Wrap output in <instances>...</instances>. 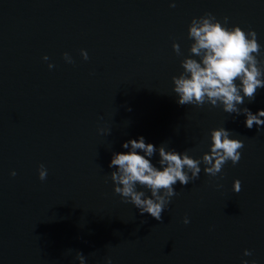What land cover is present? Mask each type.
<instances>
[{
    "label": "water",
    "instance_id": "95a60500",
    "mask_svg": "<svg viewBox=\"0 0 264 264\" xmlns=\"http://www.w3.org/2000/svg\"><path fill=\"white\" fill-rule=\"evenodd\" d=\"M172 2L0 0V264H79L77 252L85 264H264V125L179 106L172 92L190 21L205 13L255 31L264 60V0ZM238 107L264 110V88ZM220 127L243 141L239 163L215 178L201 165L198 179L176 185L162 221L113 194L108 165L123 143L143 137L199 159Z\"/></svg>",
    "mask_w": 264,
    "mask_h": 264
},
{
    "label": "clouds",
    "instance_id": "9594fccd",
    "mask_svg": "<svg viewBox=\"0 0 264 264\" xmlns=\"http://www.w3.org/2000/svg\"><path fill=\"white\" fill-rule=\"evenodd\" d=\"M169 7H175L174 0ZM227 24V17L220 22L211 13L190 21L187 39L192 43L188 56L181 61V74L172 77V92L179 106L200 108L207 104L212 108L220 107L225 113L243 115L247 129L254 126L259 129L264 125V110L253 114L248 108L238 106L245 99L254 101L257 91L264 88V60L257 59L261 56V45L255 31L245 32L238 26L228 28ZM172 50L177 56L182 55L179 44L173 43ZM80 57L84 61L89 58L85 50H80ZM41 59L47 61L49 57ZM62 59L65 63H74L68 53H64ZM53 67V64H48L50 70ZM98 134L110 135L111 132L98 129ZM231 135L224 127L211 130L208 133V151L199 159L190 157L187 150L177 152L166 150L163 144L156 147L145 143L143 137L130 139L121 145L128 151L114 153L108 165L115 169L107 177L113 184V194L118 195L122 203L131 204L139 215L147 214L160 222L171 199L179 195L176 185L179 183L183 188L198 179L201 165L206 176L215 178L228 162L233 166L239 163L244 143L230 138ZM154 154H158V166L152 163ZM37 173L40 181L47 178L48 172L43 164L38 166ZM10 175L15 176L16 173ZM220 178L223 179L222 176ZM240 190V181H234L232 191L239 193ZM146 192L150 195L146 196ZM182 223L187 225L189 221L184 218ZM250 255L252 253L248 250L243 252L245 257ZM76 259L79 264H85V257L80 252H77ZM106 264H111L110 258ZM241 264L248 262L242 261Z\"/></svg>",
    "mask_w": 264,
    "mask_h": 264
}]
</instances>
